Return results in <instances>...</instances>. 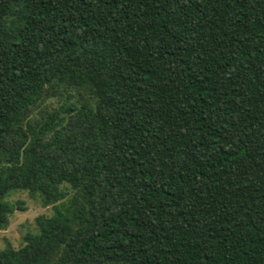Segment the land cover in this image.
Returning <instances> with one entry per match:
<instances>
[{
	"label": "trees",
	"instance_id": "1",
	"mask_svg": "<svg viewBox=\"0 0 264 264\" xmlns=\"http://www.w3.org/2000/svg\"><path fill=\"white\" fill-rule=\"evenodd\" d=\"M16 191L0 264H264V0H0V230Z\"/></svg>",
	"mask_w": 264,
	"mask_h": 264
},
{
	"label": "rangeland",
	"instance_id": "2",
	"mask_svg": "<svg viewBox=\"0 0 264 264\" xmlns=\"http://www.w3.org/2000/svg\"><path fill=\"white\" fill-rule=\"evenodd\" d=\"M61 103L62 101L53 99L48 105L55 107ZM61 189L69 195L72 193L66 185H62ZM6 201L15 210L9 219L7 228L0 230V251L7 245L15 250L22 247L24 244L23 237L27 233L35 234L37 232L35 219L39 216L48 218L53 215L52 206L44 207L39 195L31 197L26 191L13 192L6 198Z\"/></svg>",
	"mask_w": 264,
	"mask_h": 264
}]
</instances>
